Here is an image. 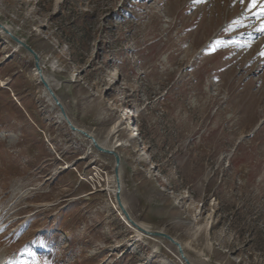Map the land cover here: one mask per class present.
Returning <instances> with one entry per match:
<instances>
[{
	"label": "rangeland",
	"instance_id": "374dc122",
	"mask_svg": "<svg viewBox=\"0 0 264 264\" xmlns=\"http://www.w3.org/2000/svg\"><path fill=\"white\" fill-rule=\"evenodd\" d=\"M57 1L0 0V23L40 56L75 125L123 143L130 216L194 264H264V32L249 39L250 0ZM44 92L0 33V264H180L124 223L114 158Z\"/></svg>",
	"mask_w": 264,
	"mask_h": 264
},
{
	"label": "water",
	"instance_id": "95a60500",
	"mask_svg": "<svg viewBox=\"0 0 264 264\" xmlns=\"http://www.w3.org/2000/svg\"><path fill=\"white\" fill-rule=\"evenodd\" d=\"M0 30L3 34L7 35L14 43H16L18 45V47H21L22 49H24L32 57L33 62H34V68H35L37 75L39 76L40 83L43 85L44 89L48 92V94L52 98L54 104L60 110V113H61L62 117L64 118V120H65L68 128L70 129V131L73 133H79V134L83 135L87 140H89L90 144L97 151H99L103 154L111 155L114 157L115 165H114L113 171H114V177L116 180L115 202L117 203L118 208L122 212L124 219L131 226H133L139 232H141L143 235H145L147 237L163 239V240L170 242L171 244H173L177 248L179 255L184 260L183 262L185 264H192L189 261V259L186 257V255L184 254V249H183L182 244L179 241H177L175 238L171 237L170 235H168L162 231H154V230H150V229L145 228V227H140L138 225V223H136V221H134V219L130 216L126 206L124 205V203L122 201V196H121L122 185H121V179H120L121 158H120L119 153L114 148L110 149V148L101 147L99 142L97 141V139L94 137L93 134L89 133L88 131H86L84 129L78 128L76 125L73 124V122L71 121V119L68 116V113H67L65 107L60 102V99L58 98V96L54 92L53 87L51 86L49 81L46 78H44V76L42 74L41 59H40L39 55L26 42H24L19 37L13 35L10 32V30L7 27H5L4 25L0 24Z\"/></svg>",
	"mask_w": 264,
	"mask_h": 264
},
{
	"label": "bare ground",
	"instance_id": "6f19581e",
	"mask_svg": "<svg viewBox=\"0 0 264 264\" xmlns=\"http://www.w3.org/2000/svg\"><path fill=\"white\" fill-rule=\"evenodd\" d=\"M58 3L60 2V0H58L57 1ZM214 6H215V4H214ZM172 18V17H171ZM109 20V19H108ZM232 25V24H231ZM9 27V26H8ZM219 32V31H218ZM2 34V33H1ZM108 35V34H107ZM264 36V35H263ZM175 37V36H174ZM214 37V36H213ZM239 37V36H238ZM247 37V36H246ZM249 37V36H248ZM258 37V36H257ZM250 39V38H249ZM184 41V40H183ZM253 41V40H252ZM263 41V40H262ZM261 43H263V42H261ZM258 44H259V42H258ZM252 45H254V43L252 44ZM188 47V46H187ZM238 50V49H237ZM245 50H247V49H245ZM252 50V49H251ZM258 51V50H257ZM246 53V52H245ZM185 54V53H184ZM261 64V63H260ZM42 74H43V72H42ZM44 76V75H43ZM45 78V77H44ZM48 80V79H47ZM50 83V82H49ZM229 85V84H228ZM52 86V85H51ZM53 87V86H52ZM262 89V88H261ZM45 96L48 98L47 100L48 101H50V102H52L51 104H54V102H53V100H52V98L50 97V95L48 94V92L45 90ZM223 95V94H222ZM61 102V101H60ZM55 105V104H54ZM56 108H57V106H56ZM124 117H126V115H124ZM59 118L62 120V121H65L64 120V118L62 117V115H61V113H60V110H59ZM130 123H132L133 124V121H132V118H131V120H130ZM129 127H130V129L132 128L130 125H129ZM133 133H136V132H133ZM75 134H78V135H81V134H79V133H75ZM81 136H83V135H81ZM99 144H100V146L101 147H103V148H109V147H106L107 146V144L106 143H101V142H99ZM124 145H123V143H119L117 146H116V149L117 148H120V147H123ZM253 146V145H252ZM90 147H93L91 144H90ZM211 154V153H210ZM121 175V174H120ZM120 179H121V177H120ZM115 182V183H114ZM113 183H114V186H111L110 188H109V192L112 194V195H115L116 194V180H115V177L113 176ZM121 185L123 186V184H122V181H121ZM122 192V191H121ZM122 196V195H121ZM118 207V206H117ZM119 209V208H118ZM118 213L120 214V216H121V219L124 221V223L128 226V227H130L131 229H133L134 230V233H135V236L136 237H138V238H143V237H147V236H145V235H143L141 232H139L136 228H134L133 226H131L125 219H124V216H123V214H122V212L120 211V209L118 210ZM136 223H138V225L140 226V227H145V228H148L149 229V227L148 226H146V225H144V224H142V223H139V222H136ZM141 238V239H142ZM171 246V245H170ZM169 246V247H170ZM172 246H174L173 244H172ZM175 247V246H174ZM184 247V246H183ZM176 248V247H175ZM184 251H185V247H184ZM174 256L176 257V259L178 260V262L180 263V264H185L183 261V259L181 258V256L180 255H178V252H176V253H174ZM188 257V256H187ZM189 258V257H188ZM192 264H194L192 261H190Z\"/></svg>",
	"mask_w": 264,
	"mask_h": 264
},
{
	"label": "snow or ice",
	"instance_id": "6c2138e0",
	"mask_svg": "<svg viewBox=\"0 0 264 264\" xmlns=\"http://www.w3.org/2000/svg\"><path fill=\"white\" fill-rule=\"evenodd\" d=\"M243 2V0H241ZM258 5V0H250L248 9L251 11L253 8H255ZM259 15H264V5H261V11ZM260 31H264V24L261 25ZM261 55H264V53H261Z\"/></svg>",
	"mask_w": 264,
	"mask_h": 264
},
{
	"label": "trees",
	"instance_id": "16d2710c",
	"mask_svg": "<svg viewBox=\"0 0 264 264\" xmlns=\"http://www.w3.org/2000/svg\"><path fill=\"white\" fill-rule=\"evenodd\" d=\"M73 175L72 176H74V173H72Z\"/></svg>",
	"mask_w": 264,
	"mask_h": 264
}]
</instances>
